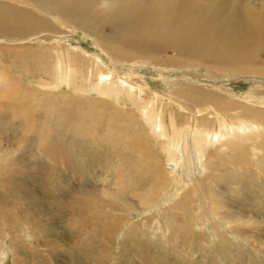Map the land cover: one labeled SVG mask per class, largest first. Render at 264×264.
I'll return each mask as SVG.
<instances>
[{
	"label": "bare ground",
	"instance_id": "bare-ground-1",
	"mask_svg": "<svg viewBox=\"0 0 264 264\" xmlns=\"http://www.w3.org/2000/svg\"><path fill=\"white\" fill-rule=\"evenodd\" d=\"M106 26L113 31L107 33L104 29ZM78 31H82L87 38L86 45L90 41L94 44V51L70 42ZM0 49L9 59L8 63L4 61L0 66L1 112H5L1 109L9 108L7 110L12 118H22L27 112L20 113L18 101H14L18 97V100L24 101L25 96H30L31 101L36 94H51L65 100L71 95L72 109L58 110L56 113L60 115L57 125L61 127L57 128L66 130L68 135L73 133L70 135L73 138L79 136L80 140L90 137L89 140L97 141L100 145L103 141L106 150H110L118 160L115 174L112 171L113 175H109L111 170L108 167V174L98 180L102 188L86 180L78 187L77 183L75 185L68 177L61 175H64V168V171L68 170L76 177V167L67 152L73 141L70 146L62 145V140L68 137L58 141L54 133L47 135L43 131L41 134L46 137L42 138L39 134L40 141L38 145L33 141L37 147L31 154L48 158L49 166L44 164L49 167L54 184L50 188L43 187L42 191L31 189L26 177L34 175L13 171L17 170L15 164L20 167L23 161H27V154L4 153L0 161V177L7 172L3 169L9 167V161L13 166L4 178H0V201L11 196L22 197L52 216V209L46 201L54 200L58 195L60 204L57 205L60 207L56 206L53 210L64 222L62 226L61 222H57V228L61 232L66 220L68 223L80 217L87 220V227L83 226L86 231H82V226H74L73 230L78 232L76 234L80 240L88 236L87 245L98 247L100 256L96 252L86 256L94 264H126V261L134 264L132 254L127 252L131 242L137 243V255L143 249L147 255L150 254L151 249L144 240L151 241V235L148 234V237L145 231L155 234L152 241L160 239H157L159 233L160 237L162 233L163 236L168 233L165 241L184 244L183 256L195 255L196 252L187 245L189 242L194 245V242L201 251L199 260L204 259L207 252L218 257V252L222 251L229 256L232 254L233 259L229 261L234 260V264H253L251 258H246L250 253L264 264V246L262 243L256 245L264 240V226L253 216L257 213L251 212V209L258 208L264 212V149L261 148L264 146V97L260 98L257 90L239 97L223 88H203L198 84L200 81L192 85L189 75L182 76V79L179 77V80L167 74L168 69L171 70L169 64L186 65L195 61L215 68L213 73L231 71L235 75L251 74L264 79V0H0ZM147 63L165 77L168 91L154 89L145 80L140 69ZM49 67L54 69L55 76L47 84L51 85L50 88L58 89L66 83L69 86V90L65 89L67 92L27 89L21 85L22 76L18 74L20 77H17L13 73L14 69L44 72ZM74 76L82 78L80 84L72 78ZM94 79L96 81L93 83L89 82ZM90 91L93 96H90ZM256 93H259L255 95L260 96L259 101L252 100L256 98ZM80 102H83L79 107L82 111L77 110ZM85 104H89V107ZM36 105L38 107L39 103L33 106ZM43 108L46 109V106L43 105L41 110ZM9 112L0 113L7 123L11 119ZM41 112L46 114L49 111ZM65 116L66 121L63 119ZM51 117L54 115L47 119L45 115L44 122H52ZM34 119L32 115L29 117L31 126L37 123ZM136 120L147 127H138ZM42 126L38 125L40 128L35 130L42 131ZM54 127L51 131L57 130ZM8 144L14 147L9 142L7 147L4 146L6 150L10 148ZM100 152H105V149ZM223 158L230 159L223 161ZM36 162L39 161L31 165H37ZM198 166L203 170L197 169ZM45 172L49 174L47 170ZM131 174L138 178L132 179V176V183L126 181ZM256 174H262L261 183L255 180ZM107 175L111 177L113 187ZM150 190L153 192L148 194ZM119 192L121 198H115ZM238 192L241 196L235 198L240 200L239 205L236 204L237 199L231 196ZM256 193L260 194L258 203H254ZM250 205L252 208H249ZM135 212L139 215L137 218L134 217ZM195 213L200 229L192 231V226L187 225L190 221L195 223ZM165 216L162 223L161 219ZM21 218L25 221L29 219L28 215ZM210 219L218 222L214 224L215 221H211L213 225L210 227ZM39 224L38 229L47 235L58 237L64 233L62 231L59 235L53 227ZM154 225H157V233L154 232ZM178 225L183 226L181 234L177 232ZM68 233L71 235L70 229ZM173 234L175 239L172 238ZM121 236L124 237L118 243ZM141 236L143 240L138 238ZM64 237H67L65 233ZM250 240L254 243H250ZM113 241L115 245L111 246ZM199 242L210 244L207 248L199 245ZM113 249L115 251L110 252ZM168 254L166 257L157 254V263L172 264L173 254L172 257L170 252ZM144 256L139 257L141 263L150 264L153 258ZM53 259L49 255L41 263L50 264ZM54 260L56 264H62Z\"/></svg>",
	"mask_w": 264,
	"mask_h": 264
},
{
	"label": "rangeland",
	"instance_id": "rangeland-1",
	"mask_svg": "<svg viewBox=\"0 0 264 264\" xmlns=\"http://www.w3.org/2000/svg\"><path fill=\"white\" fill-rule=\"evenodd\" d=\"M77 23V22H76ZM79 25V23H77V27H79L78 26ZM105 31L107 32V33H111L113 30H112V28L109 26H106L105 28ZM77 34V35H76ZM76 34H74L73 35V38H71L72 40H70V42L72 43V44H79V46H84L85 48H87V49H89L90 51H94V49H93V47H94V44H92V42L90 41V42H88V44L86 45L85 44V41H86V37H85V35H84V33H82V31H78V33L76 32ZM91 43V44H90ZM44 44V43H43ZM0 52H2V53H0V66L3 64V63H5V62H7L8 63V61H9V59H8V57H6L3 53H4V51H2L1 49H0ZM263 56H264V54H263ZM105 59V58H104ZM106 60V59H105ZM177 60H179L180 61V59L179 58H177ZM5 61V62H4ZM107 61V60H106ZM178 61V63L180 64V62ZM149 63H147V64H145V65H143V67H142V69H140V73L144 76V78H145V80L150 84V86L152 87V88H154V89H157V90H160V91H164V92H166V91H168L169 90V87H167V85H166V81H165V77H162L161 75H160V71H156V70H153V68L151 67V65H148ZM41 66V65H40ZM242 67L244 66L243 64L241 65ZM169 68H171V70L170 69H168V73L167 74H169L170 76H172V77H174V78H178L179 80H181L182 79V76H191L192 78H191V83L190 82H188V83H190V84H194V85H197L196 84V82L197 81H200L198 84H199V86H202L203 88H209V89H211L212 90V88L214 89V90H221L220 88H223V89H225V90H227L226 92H231V93H236L237 94V96H239V97H244V96H247L248 94H249V92H252V91H255V90H257L259 93V95H261V97L260 96H255V95H258L257 93L256 94H254V97H256V98H253L252 100L253 101H259L260 100V98H262V97H264V95H262V94H264V79H262V78H260L258 75H251V74H241V75H235L233 72H231V71H218L219 73H217V72H215V73H213L212 71L213 70H215V68L213 69V68H211V67H209L208 68V66L207 65H204V64H199V63H197V62H195V61H191L190 63H187L186 65H183V64H180V65H173V64H169V66H168ZM116 68V67H115ZM43 69V67L40 69V70H42ZM22 70V69H21ZM21 70H18V69H14V71H13V73L15 74V75H17V77H20V75L22 76V79L23 80H21V85L22 86H25L27 89L29 88L30 90H35V88H36V90H41V91H46V92H49L50 93V91L51 92H55V90L56 91H63V92H67L66 90H69V86L66 84V83H64V84H61V86H60V88H58V89H53V88H50V86L47 84V83H49V82H51L52 81V79H53V77L55 76V74H54V72H53V70H52V68H48L47 70H45L44 72L42 71H40V70H38L37 72H32V71H29V70H26V71H21ZM49 70V71H48ZM40 71V72H39ZM18 74H20V75H18ZM181 79H180V78ZM72 78H74L75 80H76V82L78 83V84H80V82H81V77H79V76H77V77H72ZM164 78V79H163ZM193 78H196L194 81H193ZM47 80H49L48 82H46ZM79 81V82H78ZM94 81H96V79H94V80H90L89 82L90 83H93ZM76 83V85H78ZM211 83V84H210ZM212 83H213V85H212ZM261 84V85H260ZM205 85V86H204ZM212 85V86H211ZM33 87L32 89H31V87ZM215 86V87H214ZM221 86V87H220ZM42 87V88H41ZM212 87V88H211ZM24 88V87H23ZM50 88V89H49ZM216 88V89H215ZM66 89V90H65ZM49 90V91H48ZM40 92V91H39ZM58 93V92H57ZM85 94V93H84ZM90 96H93V93H92V91H90ZM43 97V98H42ZM70 97H71V95L69 96V98L68 99H65V100H63L61 97H57L56 95H51V94H43V95H41V94H39V96H38V94H36V96H33V97H31V101H30V96H25V98L26 99H24V101H23V99H20V100H18L20 97H18V99H14V101L15 102H17L16 104L19 106V108H20V110L19 111H22V112H20L21 114H23V112H27V114H29V115H25V117H22V118H20V116H19V118L18 117H16L15 119L14 118H12V115H11V112H9V110H7V109H9V108H7V109H1V110H5V112H1L0 111V113H5V114H7V112H9L8 113V115H9V117H11V119H9L10 121H8V123L7 122H5L3 119H2V117H1V115L2 114H0V134H1V137L0 138H2V136H4V138H2V141H0V161H1V159L3 158V155L2 154H4L5 153V155L6 154H10V155H17V154H23L24 156H26V154H27V156H26V159H27V161H23V163L21 164V166L20 167H18V166H16V164H15V168L17 169V170H13V171H18V170H20V172H22V174L24 175V171L27 173H31L32 175H34V176H27L26 178H27V181H28V186H30V188L31 189H34L35 191H39V189H40V191H42L43 190V187H48V188H50V187H52V185L54 184L53 182H54V179H53V176H50V172L48 171L49 170V160H48V158H43V157H41V156H35V155H33V154H31V153H33V152H35V147H37L36 146V144L37 143H39V141H40V138H38L39 137V134L41 135V137L42 138H45L46 136L45 135H43V134H45L46 132V134L47 135H53V134H51V133H54V138L57 140L58 139V141L59 140H61V139H63L64 137H68V139H66V140H62V145H69L70 146V142H72L73 141V144H72V147H73V150H72V147L71 148H69V150L67 151L68 153H67V155H69V158H70V160H71V162L72 163H74V168L76 167V177H75V174H70V172L68 171V170H65L64 171V168H63V172H64V175L63 174H61L62 176H66L65 178H67L68 177V179L70 180V182L71 183H75V185H76V183L78 184L77 186L78 187H80L85 181L84 180H86V182H88L89 184H95L98 188L100 187V188H102L103 187V185L101 184V182H99L98 180L100 179V177H105L106 176V174H108L107 173V169H108V167H109V170H111L110 171V173H109V175H113V174H115V172H116V166L118 165V160H117V158H115V157H113L114 155H111V153L112 152H110V150H106V147H105V143L102 141V143H104V146H102V143H101V145H100V143H97V141H91V140H89V138L90 137H85V138H83V139H81L80 140V138H79V136L76 138V137H74L73 138V136H70V135H73V133L72 134H69L68 135V132H66V130H63V131H61L60 129H58L57 128V126L59 127V125H57V120H58V117H60V115L58 116L56 113H57V111L59 110V111H66V109H72V107H71V103H72V98L70 99ZM260 97V98H259ZM29 98V99H28ZM38 99V100H36V99ZM29 101H28V100ZM14 101L13 100H11L10 102H12V103H14ZM20 101V102H19ZM37 101V102H36ZM60 101V102H59ZM62 101V102H61ZM38 104L39 103V105H38V107H37V105H36V107L38 108V113H36L37 112V108L35 107V106H33V105H35V104ZM45 103V104H44ZM58 103V104H57ZM60 103V104H59ZM81 103V104H80ZM80 103H78V104H80V105H78V107H77V110L78 111H82V110H79V107L83 104V102H80ZM29 104H31V105H29ZM203 104H206V102H203ZM24 105V106H23ZM46 106V109L45 108H43L42 110H41V108H42V106ZM54 105V106H53ZM56 105H59V106H61V108L59 107V106H56ZM66 105L69 107H67L66 108ZM86 105V107L88 108L89 107V104H85ZM53 106V107H52ZM57 108H56V107ZM64 106V107H63ZM132 107V106H131ZM26 108V109H25ZM54 108V109H53ZM58 108H60V109H58ZM36 109V110H35ZM40 109V110H39ZM74 109V108H73ZM35 112H34V111ZM48 112V113H43V112H41V111H44V112H46V111ZM10 111H11V109H10ZM55 111V113H53ZM61 111V112H62ZM30 112V113H29ZM32 112V113H31ZM41 112V113H40ZM52 112V114L54 115V117H51L52 118V122H48V120L46 121V122H44V119H45V115H46V119L47 118H49V116H51L50 115V113ZM35 114V115H34ZM37 114V115H36ZM47 114L49 115L48 117H47ZM55 114H56V116H55ZM31 115L33 116V119H34V117H35V119H34V121H36L37 123H39V124H37L36 123V125L35 126H31V124H30V122H29V117H31ZM39 117H40V119H39ZM2 119V120H1ZM13 119V120H12ZM28 119V120H27ZM65 121H66V119H67V117L65 116L64 118H63ZM26 122H25V121ZM38 120H40V121H38ZM6 121H7V119H6ZM137 121V123L139 124L138 125V127H140V126H142V127H147L146 126V124L145 123H142V121H140L139 120V122H138V120H136ZM3 122H4V124H3ZM24 124H23V123ZM30 124H28V123ZM146 122V121H145ZM21 123V124H20ZM27 125H26V124ZM41 123V124H40ZM141 123V124H140ZM7 126H6V125ZM23 124V125H22ZM49 124V125H48ZM9 125H11V126H9ZM22 125V126H21ZM29 125V126H28ZM38 125L40 126H42L41 128H43V130L42 131H40V129H38V130H35V129H37V128H40V127H38ZM54 126H56V127H54ZM8 127V128H7ZM14 127V128H13ZM52 127H54V128H56L57 130H55V129H53V131H51V129H52ZM7 128V129H6ZM24 128H26V130L24 129ZM59 128H61V127H59ZM141 128V127H140ZM4 129V130H3ZM11 129V130H10ZM142 129H145V128H142ZM8 130V131H7ZM10 130V131H9ZM51 132H50V131ZM6 131H7V133H6ZM40 131V132H39ZM43 131H44V133H43ZM46 131V132H45ZM49 131V132H48ZM55 131V132H54ZM140 130H138V133H141V136H143L142 135V132H139ZM58 132H59V134H58ZM62 132V133H61ZM37 135H36V134ZM41 133H43V134H41ZM64 133V134H63ZM3 134V135H2ZM61 134V135H60ZM63 134V135H62ZM33 135H35V137L33 136ZM14 136V137H13ZM77 136V135H76ZM8 137V138H7ZM60 137V138H59ZM18 138H19V140H18ZM34 138V139H33ZM76 138V139H75ZM79 138V139H78ZM7 141H6V140ZM71 140V141H70ZM22 143H20V142ZM33 141L36 143H33ZM86 141V142H85ZM11 143V145H12V143H13V145H14V147H15V149H14V147L13 148H11L12 146H10L9 144V146H10V148L8 149V150H6L5 148H4V146L7 144V143ZM63 142H64V144H63ZM67 142H69V143H67ZM88 142H90V143H88ZM20 143V144H19ZM17 144H19L18 146H17ZM77 144V145H76ZM38 145V144H37ZM20 146V147H19ZM29 146H31V147H29ZM33 146V147H32ZM68 146V147H69ZM6 147H7V145H6ZM17 147V148H16ZM19 147V148H18ZM105 149V152H103V153H101L100 151H102V150H104L103 148ZM3 148V149H2ZM26 148V149H25ZM29 148V149H28ZM81 148V149H80ZM261 148H263L264 149V146H262ZM102 149V150H101ZM3 150V151H2ZM18 150V151H17ZM24 150V151H23ZM27 150V152H25ZM34 150V151H33ZM72 150V151H71ZM20 151V152H19ZM29 151V152H28ZM32 151V152H31ZM108 151V152H107ZM15 152V153H14ZM17 152V153H16ZM19 152V153H18ZM95 152V153H94ZM100 153H101V155H100ZM105 153V154H104ZM221 154H223V153H221ZM29 155V156H28ZM33 156V157H31V156ZM124 156H130V155H126V154H124ZM252 157H254V158H257L256 156H254V155H251ZM250 156V157H251ZM27 157H30L29 159L27 158ZM38 157V158H37ZM50 157V156H49ZM108 157H109V159H108ZM111 157V158H110ZM114 159H113V158ZM36 158V159H35ZM35 159V160H34ZM40 159H41V162H40ZM99 159V160H98ZM103 159H106L107 160V163H105L106 162V160H103ZM230 159V158H229ZM229 159H227V158H223V161H227V160H229ZM232 159V158H231ZM36 160H38L39 162H36L37 163V165H31L32 164V162H34V161H36ZM103 161V162H102ZM44 162L48 165H46V164H44ZM6 163H7V161L5 162V165H6ZM12 163L9 161V164L7 163V165L9 166L8 168H5V169H3V170H6L7 172L6 173H2L3 175L0 177V178H4V176L5 175H7L8 174V171H11V169H12V166L13 165H11ZM63 164V163H62ZM29 165H31V166H29ZM40 165V166H39ZM27 166H29V167H27ZM101 166H103V168L101 167ZM170 165L168 164V167H169ZM52 167V166H51ZM31 168V169H30ZM48 168V169H47ZM53 168V167H52ZM200 168L202 169V167L200 166ZM199 168V166H198V168L197 169H200ZM197 169H196V171H197ZM47 170V172L49 173V174H47L45 171ZM203 170V169H202ZM42 171H44L43 173H42ZM113 171V172H112ZM113 174H112V173ZM37 173H39V175H37ZM42 173V174H41ZM29 175V174H28ZM47 175V176H46ZM79 175V176H78ZM262 175V174H261ZM260 174H256V176H255V180H257V181H261L263 178H261L260 176H261ZM18 176H22V175H17L16 177H18ZM45 176H46V178H45ZM50 176V177H49ZM133 176V177H132ZM80 177V178H79ZM107 177H108V175H107ZM129 177H130V179H129ZM129 177H127L126 178V181L127 180H129L131 183H132V179H138L136 176H134V175H132L131 174V176H129ZM131 177H132V179H131ZM50 178V179H49ZM16 179V178H15ZM31 179V180H30ZM46 179V180H45ZM48 179V180H47ZM81 179H83V181H81ZM108 179H110L109 180V182H110V184H111V187H113L112 185V179H111V177H108ZM51 180V181H50ZM77 182H76V181ZM125 181V182H126ZM129 181H127V182H129ZM46 182V183H45ZM83 182V183H82ZM85 182V183H86ZM126 182V183H127ZM134 182V181H133ZM80 183V184H79ZM261 183V182H260ZM42 185V187H41V185ZM48 184V185H47ZM56 186V185H55ZM57 187V186H56ZM61 187H66V185H62ZM38 188V189H37ZM58 188V187H57ZM170 188H172V187H170ZM251 188H254V187H251ZM112 189V188H111ZM58 190H59V188H58ZM145 191H147L148 190V188L147 189H144ZM145 191H143L142 190V192H145ZM45 192V191H44ZM140 192H141V190H140ZM151 192H153V190H150L149 192H148V194H151ZM247 192H248V190H247ZM116 193V192H115ZM252 193H254V190L252 191ZM107 194H109V195H112V193H110V192H107ZM141 194V193H140ZM161 194V193H160ZM159 194V195H160ZM239 192L237 193V194H231V196H232V198L233 199H237V198H235V196L236 197H239V196H241V193L239 194ZM117 196L115 197V195H114V197L115 198H121V193L119 192V193H117L116 194ZM120 197H119V196ZM256 195H258V197L256 196ZM10 196V195H9ZM8 196V197H9ZM259 196H260V194H255V196H254V203H258V201H257V199H259ZM47 197V196H46ZM12 198V199H11ZM48 198V197H47ZM58 198V199H57ZM240 198V197H239ZM18 199V200H17ZM248 200V199H247ZM237 201H238V203H237ZM239 201L240 200H236V204H238L239 205ZM256 201V202H255ZM47 202V204H48V206L49 207H51V213H53V214H51L50 213V215H52V216H49L48 214H46V212H42L38 207H36L35 205H33V203H31V201L30 200H28V199H24V198H22V197H14V196H11L9 199H4V200H2V201H0V224L1 223H3L2 225L3 226H1L0 227V264H42L43 263V259H45L46 257H49V255H52L53 256V258L54 259H56V260H58V261H60V262H62V264H94L93 262H91L90 260L88 261V259L86 258V256L87 255H93L95 252L98 254V256H100V254H99V249H98V247L96 246V245H90V244H88L87 245V243H86V241H87V238L86 237H88V236H86L85 237V239L83 240V239H79V237H78V234H76V233H78V232H75L73 229H74V226H82V231H86L85 229H84V227L83 226H85V227H87V224H88V221L87 220H85V219H82V217H80V218H78V219H76V220H74V222L73 223H68L67 222V220H66V223H64V224H66L65 226H63L62 228L63 229H61V232L59 231V229L57 228V224H59L60 222H61V225L60 226H62V224H63V220L61 219V221H60V219L57 217V213H55L56 212V210H53V209H56L57 207H60V205H57V204H60V203H58L59 202V197H58V195L56 196V199H54V200H49V201H46ZM35 206V207H34ZM57 206V207H56ZM67 205H65V207H66ZM53 207H55V208H53ZM6 208H7V210H6ZM36 208V209H35ZM249 208H252V206L250 205L249 206ZM62 209V208H61ZM64 209V208H63ZM244 210H247V209H244ZM63 211V210H62ZM193 211V210H192ZM28 212V213H27ZM30 212V213H29ZM197 212H198V210H197ZM196 212V213H197ZM251 212L252 213H257V214H253V216L256 218V220H258V222H259V224H261L262 226H264V214H262V213H264V212H261L260 210H259V208L256 210V209H251ZM4 213V214H3ZM55 213V214H54ZM84 213V212H83ZM136 213V212H135ZM196 213H195V215H194V219H195V223L193 224V221H190L189 223H188V225L187 226H189L190 228H191V226H192V228L193 229H191L192 231H195V230H199L200 229V227H199V224L200 223H197V221H196ZM250 213V212H249ZM35 214V215H34ZM145 214H148V213H145ZM151 213H149L148 215H150ZM25 215H28V217H29V219L28 220H23V218H21V216H25ZM9 216H11V219H9ZM83 216V215H82ZM139 215H138V213H136V214H134V217H138ZM4 217V218H3ZM38 217H40L41 219H39ZM51 218V219H49V218ZM54 218H56L55 220H54ZM165 218H166V216L163 218L162 217V219H161V221H162V223H164V221H165ZM209 218H210V216H209ZM39 222V220L41 221V223L39 224L36 220ZM42 219H44V221L42 220ZM59 219V221H56V220H58ZM260 219V220H259ZM263 219V221H261ZM32 221V222H31ZM56 221V222H55ZM63 221V222H62ZM76 221V222H75ZM78 221H80L79 222V225H78ZM213 221H215L214 222V224H216L218 221L217 220H212V219H210L209 220V222H208V225L210 226V227H212V225H213V223L212 222ZM7 222V223H6ZM35 222V223H34ZM52 222H53V224H52ZM57 222H59V223H57ZM83 223H85V224H83ZM178 224L180 223V222H177ZM35 224V225H34ZM45 225L46 224V226H51V227H53L55 230H58L57 232L59 233V235H60V233H62V231L67 235V237H64V233H62V235H60V236H56V237H53V235H47V234H45V233H43L40 229H38V227H37V225ZM75 224V225H74ZM196 224V226H194ZM56 225V226H55ZM70 225H72V227L70 226ZM67 226V227H66ZM183 226L182 225H180V227H179V225H178V227H176V228H178V231L177 232H179L180 234H181V228H182ZM33 228V229H32ZM64 228H65V230H64ZM99 228V227H98ZM156 228H157V225H154V232L155 233H157V230H156ZM68 229V230H67ZM69 229H70V233H71V235L68 233V231H69ZM71 229H72V231H71ZM100 229V228H99ZM36 230V231H35ZM101 230V229H100ZM100 230H99V233H100ZM228 230V229H227ZM42 232V233H41ZM73 232L75 233V234H73ZM163 232V231H162ZM176 231L174 232L175 234L177 233ZM39 233V234H38ZM145 233H146V235L149 237V235L148 234H150L151 236H150V238L149 239H151V241H147L146 239L144 240V243L149 247V249H151V250H149V252H150V254H148L147 255V251L145 250V249H143V252L145 253H141V252H139L138 253V255L136 254L137 253V248H136V246L135 245H137V243L136 242H133V244H131L130 243V245H132V246H130V245H128L127 247H130V248H127V252H128V254L129 255H134V256H132L131 255V257H132V259L134 260H132L133 262H134V264H142L141 262H142V260L139 258L140 256H142L143 257V255H145L144 257H146V258H149V256H150V258L149 259H154V261H153V259L152 260H150V264H158L159 262H158V260H159V257H158V255L157 254H162L163 255V257H166L167 255H169L168 253L170 252L171 253V257H172V254H173V260H172V264H199V261H200V264H230L231 263V261H233L232 263L234 264V260H230L229 261V259H231L232 258V254H230V256L228 255V254H226V253H224V252H222V251H219L218 252V257H217V255L216 254H214V253H205V258L204 259H201V260H199L200 259V256H201V251L199 252V247L197 246V244H195L194 242H192L194 245H191V243L189 242V243H187V245H190V247L192 248V250L194 251V252H196L195 253V255H193V256H190V257H187V256H183V250H182V247L184 246V244H176L175 242H173V241H165V238L164 237H167L168 236V233H167V236H163V233H162V236L160 237V233L157 235V239H159L158 241H152V239H154L153 237H155V234L153 233V234H151L150 232H147V231H145ZM171 233H172V231H171ZM42 234V235H41ZM175 234H173V237L172 238H174L175 239ZM263 234H264V232H263ZM77 235V236H76ZM36 236V237H35ZM42 236H44V237H42ZM48 236H49V238H48ZM63 236V237H62ZM75 236V237H74ZM53 237V238H52ZM70 237H72V239L70 238ZM123 237L124 236H121L120 237V240L118 241V243H120L121 242V240L123 239ZM159 237V238H158ZM64 238H65V240H64ZM74 238V239H73ZM138 238H142V236L141 237H138ZM19 239V240H18ZM44 239V240H43ZM76 239V240H75ZM78 239V240H77ZM163 239V240H162ZM42 240V241H41ZM55 240H57L58 242L57 243H55ZM138 240H140V239H138ZM142 240H143V238H142ZM19 241V242H18ZM43 241H45V242H43ZM49 241H51L52 242V244H49V243H51V242H49ZM63 241V242H62ZM70 241V242H69ZM75 241V242H74ZM85 241V242H84ZM252 240H250V243H254V241H252ZM42 242H43V244H42ZM155 242V243H154ZM209 242V241H208ZM208 242H199L200 244L199 245H201V246H203V247H209V244L210 243H208ZM15 243V244H14ZM17 243V244H16ZM47 243H48V245H47ZM54 243V244H53ZM61 243V244H60ZM63 243V244H62ZM96 243V242H95ZM183 243V242H182ZM215 243V242H214ZM260 243H262V245L264 246V240H262V241H258L257 243H256V245L257 246H259V244ZM65 244V245H64ZM67 244V245H66ZM76 245V246H73V245ZM45 245V246H44ZM62 247H60V246ZM115 245V242L113 241V243H111V246H114ZM134 245V246H133ZM160 245V246H159ZM66 246V247H65ZM72 248H71V247ZM28 247V249H25V248H27ZM54 247V248H53ZM57 247V248H56ZM59 247H60V249H59ZM77 248V250H76V248ZM84 249H83V248ZM91 247V248H90ZM56 248V250H53V249H55ZM65 250H64V249ZM68 248V249H67ZM198 248V249H197ZM58 249V250H57ZM67 249V250H66ZM74 249V252L72 251ZM81 249V250H80ZM90 249V250H89ZM93 249V250H92ZM135 249V250H134ZM69 250H70V252H69ZM77 252H76V251ZM84 250V251H83ZM133 252H132V251ZM196 250V251H195ZM38 251V252H37ZM54 251H56V252H54ZM63 251V252H62ZM71 251H72V255H71ZM90 251H91V253H90ZM113 251H115L114 249L112 250V251H110V252H113ZM153 251V252H152ZM165 251V252H164ZM67 252V253H66ZM84 252V253H83ZM88 252V253H87ZM94 252V253H93ZM36 255H35V254ZM56 254V255H53V254ZM223 253V254H222ZM39 254V255H38ZM65 254V255H64ZM81 254L83 255V256H81ZM141 254H143V255H141ZM213 254V255H212ZM80 257H79V256ZM153 255V256H152ZM254 254H252V253H250V254H247L246 255V258H248V259H250L251 258V260H253L252 261V263L253 264H263L261 261H260V258H257L256 257V259H255V257L253 256ZM60 256V257H59ZM148 256V257H147ZM156 256V258H154ZM222 256V257H221ZM229 256V257H228ZM55 257H57V258H55ZM83 257V258H82ZM196 257V258H195ZM221 257V258H220ZM176 258V259H175ZM195 258V259H194ZM52 260L51 262H50V264H56V261L55 260ZM63 259V260H62ZM74 259V260H73ZM157 259V260H156ZM192 259H194V260H192ZM233 259V258H232ZM83 260H85V261H83ZM210 260V261H209ZM223 260V261H222ZM237 261H238V259H236ZM83 261V262H82ZM87 261V262H86ZM192 261V262H191ZM211 261H213V262H211ZM216 261V262H215ZM218 261H220V263H218ZM42 262V263H41ZM53 262V263H52ZM91 262V263H90ZM158 262V263H157ZM185 262V263H184ZM196 262V263H195ZM215 262V263H214ZM226 262V263H225ZM230 262V263H229ZM96 263V262H95ZM113 262H111L110 264H112ZM126 264H129L130 263V261H126L125 262ZM231 263V264H232ZM106 264H108V263H106ZM113 264H115V263H113ZM235 264H237V263H235Z\"/></svg>",
	"mask_w": 264,
	"mask_h": 264
}]
</instances>
